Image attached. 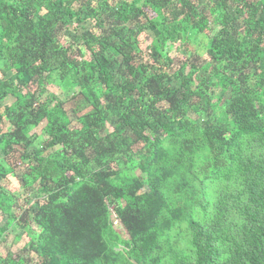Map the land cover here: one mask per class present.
Here are the masks:
<instances>
[{
    "label": "trees",
    "instance_id": "1",
    "mask_svg": "<svg viewBox=\"0 0 264 264\" xmlns=\"http://www.w3.org/2000/svg\"><path fill=\"white\" fill-rule=\"evenodd\" d=\"M5 236L0 264H264V0H0Z\"/></svg>",
    "mask_w": 264,
    "mask_h": 264
},
{
    "label": "rangeland",
    "instance_id": "2",
    "mask_svg": "<svg viewBox=\"0 0 264 264\" xmlns=\"http://www.w3.org/2000/svg\"><path fill=\"white\" fill-rule=\"evenodd\" d=\"M144 46V44H142ZM142 49H144L143 47H141ZM4 104H9L8 101L4 102ZM53 153V150H49L47 152H44V154H49L51 155ZM20 203V202H19ZM21 204V203H20ZM6 237V242L5 243H2L0 244V256L3 257L5 256V254L7 252L9 253H12V254H20V252L17 251V247L10 244L12 239H11V236H5ZM25 242V240H24ZM21 247V246H20ZM33 257V255L29 254L27 257H26V260L28 259H31Z\"/></svg>",
    "mask_w": 264,
    "mask_h": 264
}]
</instances>
